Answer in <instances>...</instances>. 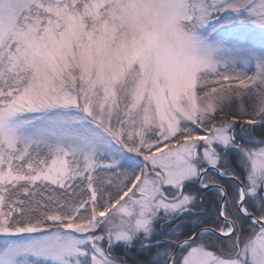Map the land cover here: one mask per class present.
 Returning <instances> with one entry per match:
<instances>
[{
    "label": "snow or ice",
    "instance_id": "obj_1",
    "mask_svg": "<svg viewBox=\"0 0 264 264\" xmlns=\"http://www.w3.org/2000/svg\"><path fill=\"white\" fill-rule=\"evenodd\" d=\"M132 251L264 264V0H0V264Z\"/></svg>",
    "mask_w": 264,
    "mask_h": 264
},
{
    "label": "trees",
    "instance_id": "obj_2",
    "mask_svg": "<svg viewBox=\"0 0 264 264\" xmlns=\"http://www.w3.org/2000/svg\"><path fill=\"white\" fill-rule=\"evenodd\" d=\"M256 138L257 139L260 138L259 133L256 134ZM231 168H235V164L234 163L231 164ZM236 171L239 172V169H236ZM218 180H221V181H218V182H221V183L225 184L224 187H228V185L231 184V182H232L231 180H225V179H220V178ZM192 186L190 188H188V189H185V191L186 192L187 191H191L193 193H199V194L201 193L199 188H197V187L193 188ZM200 195H202V194H200ZM202 197H203L205 203H208V201L205 200V196L202 195ZM210 202H212V201L210 200L209 203ZM209 203H208V206L212 205V204H209ZM212 206L215 207V205H212ZM115 254L117 256L123 257V252L119 248H117L115 250ZM126 259H127V264H133V260L134 259H143V256H138L135 251H132L131 258H126Z\"/></svg>",
    "mask_w": 264,
    "mask_h": 264
},
{
    "label": "flooded vegetation",
    "instance_id": "obj_3",
    "mask_svg": "<svg viewBox=\"0 0 264 264\" xmlns=\"http://www.w3.org/2000/svg\"><path fill=\"white\" fill-rule=\"evenodd\" d=\"M220 179H225V177H220ZM221 181V180H218ZM220 185L224 186L225 184L218 182ZM193 188L197 187L196 185L192 186ZM198 188V187H197ZM200 194H202L203 196H205V200L209 201L211 200L212 202H210L209 204L215 205L216 203V199H217V193L215 192L214 189L208 190V191H203ZM208 203L204 204L205 209H208L211 211V213L214 215L215 213V207H213L212 205L208 206ZM137 254V253H136Z\"/></svg>",
    "mask_w": 264,
    "mask_h": 264
},
{
    "label": "bare ground",
    "instance_id": "obj_4",
    "mask_svg": "<svg viewBox=\"0 0 264 264\" xmlns=\"http://www.w3.org/2000/svg\"><path fill=\"white\" fill-rule=\"evenodd\" d=\"M225 180H231L229 177H225Z\"/></svg>",
    "mask_w": 264,
    "mask_h": 264
},
{
    "label": "rangeland",
    "instance_id": "obj_5",
    "mask_svg": "<svg viewBox=\"0 0 264 264\" xmlns=\"http://www.w3.org/2000/svg\"><path fill=\"white\" fill-rule=\"evenodd\" d=\"M248 74H249V75H251V74H252V72H249Z\"/></svg>",
    "mask_w": 264,
    "mask_h": 264
}]
</instances>
